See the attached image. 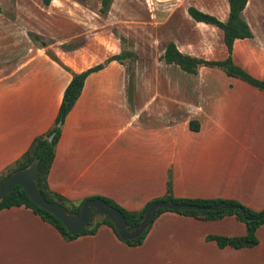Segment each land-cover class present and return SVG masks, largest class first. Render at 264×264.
Wrapping results in <instances>:
<instances>
[{"label": "crops", "instance_id": "obj_1", "mask_svg": "<svg viewBox=\"0 0 264 264\" xmlns=\"http://www.w3.org/2000/svg\"><path fill=\"white\" fill-rule=\"evenodd\" d=\"M18 3L32 35L50 42L38 45L27 36L26 43L12 38L7 47L21 53L0 72V173L53 126L72 73L123 50L102 30L109 16L93 8L102 1ZM229 11L228 0H219L205 12L226 21ZM243 17L253 37L235 41L233 61L264 81V0H249ZM190 18L207 33L197 37L196 46L191 40L171 42L192 56L226 59L223 31ZM160 65L164 78L161 74L147 85L148 95L142 94L139 79L130 91L128 70L118 61L88 76L62 125L48 177L51 190L77 203L101 196L140 210L167 193L171 174L175 197L235 199L263 210L264 90L219 68L203 66L190 74L178 65ZM174 72L181 78L174 79ZM184 77L193 78L184 84ZM178 82L181 93L174 99L170 90ZM158 86L165 88L160 96ZM192 120L200 123L198 131L191 129ZM246 234V224L234 215L200 220L167 211L141 245H128L107 224L94 235L67 240L31 208L14 206L0 210V264H264V226L253 247H220L209 239Z\"/></svg>", "mask_w": 264, "mask_h": 264}, {"label": "trees", "instance_id": "obj_2", "mask_svg": "<svg viewBox=\"0 0 264 264\" xmlns=\"http://www.w3.org/2000/svg\"><path fill=\"white\" fill-rule=\"evenodd\" d=\"M45 5H50L52 0H42ZM114 0H102L101 13H107L111 4ZM249 0H228L229 2V17L226 21L220 20L217 16L200 10L195 6L188 8L190 16L198 22H204L206 24L214 25L223 31L224 41L228 48V56L224 60H206L186 53L181 52L174 42H169L165 48L162 60L166 64L178 65L184 71L190 74H197L198 70L203 67L219 68L225 71L228 75L240 78L253 86H256L264 90V81L259 80L251 76L243 68L237 66L232 57L233 46L237 39L252 38L253 33L248 22L243 17V12L248 4ZM35 39H41L40 36L34 35ZM48 55L60 65L67 67L60 61V59L50 50ZM134 52L122 50L121 53L110 56L105 62L93 66L83 72L72 73V79L67 86L63 100L59 109L58 116L53 126L43 134L37 136L31 143L28 150L12 165L7 167L2 173H0V187L7 181V179L15 172L24 170L29 167L35 160L39 161L38 172H37V186L47 200L51 202H58L70 214H79L83 204L90 199L101 198L110 204L112 207L120 210L126 218L127 226L130 230H134L144 219L148 207L153 202L168 201L175 204H188L195 207L189 209H177L171 210L168 208H159L155 213L150 227L140 237L133 240H123L118 231L115 228L114 222L106 216H100L99 220H94L79 234H71L65 227L63 222L57 218L51 212L41 208L35 204L30 196L27 194L25 189L16 185L13 187L2 201H0V210L5 208H11L14 206H26L31 208L36 214L40 215L44 220L53 224L67 240L76 239L82 235H94L101 224H107L111 226L116 235L126 242L128 245H141L150 230L155 220L164 212L171 211L177 212L186 216H192L200 220H219L228 215H234L238 220L244 222L247 227V234L243 236L227 237L222 235H212L209 239L216 240L220 247L232 246L234 248L253 247L259 243L257 236V230L264 226V209L256 211L243 203L235 199L228 198H178L173 195V182L172 176L169 175L167 193L162 196L149 201L140 210H128L123 206L119 205L114 200L101 197L92 196L77 203L67 197L51 190L48 177L52 168L58 142L62 134V125L75 106L79 99L84 84L88 76L94 72H98L103 69L111 61H118L121 64H125V60L130 57H136ZM62 122L61 126L58 123ZM190 127L194 131L200 129V123L197 120L190 122ZM55 133L53 141H49L48 137Z\"/></svg>", "mask_w": 264, "mask_h": 264}, {"label": "rangeland", "instance_id": "obj_3", "mask_svg": "<svg viewBox=\"0 0 264 264\" xmlns=\"http://www.w3.org/2000/svg\"><path fill=\"white\" fill-rule=\"evenodd\" d=\"M22 1L25 0H0V72L2 74L7 64H10L15 58H20L21 52L16 51L14 53V51L7 50L12 38L17 43H22V41L26 43L28 41L25 39L27 36L38 45L43 42L47 45L50 42L45 37H41V39L34 38L31 28L26 25L21 16L24 8L20 7L18 2ZM86 1L96 5L98 1L102 0ZM215 1L218 3L219 0L113 1L108 13L105 14L109 17L103 22L102 30L106 31L107 36L117 38L123 50L134 52L137 55L125 60L129 80H131L130 91L131 88H134L132 86L137 85L132 81L139 79L142 94L148 95L149 88L147 85L150 82L152 84L154 81L158 82L161 74L160 79L164 78V69L160 64L164 62L162 55L169 42L184 39L191 40L193 46L197 45V37L200 34L207 33V31L193 23L188 14V8L196 6L199 9L209 11L214 7ZM101 6H93V8L101 9ZM35 7L31 6L28 9H34ZM80 34L81 32L76 31L75 36L77 39L75 41H81ZM210 35L214 34L210 33ZM173 78L180 79L181 76L174 72ZM190 78L193 77H184V84L189 83ZM181 85L179 82L173 84L170 94L174 96V99L180 97ZM159 86L155 90L157 96L165 93V88H159ZM186 89L187 86H185Z\"/></svg>", "mask_w": 264, "mask_h": 264}, {"label": "water", "instance_id": "obj_4", "mask_svg": "<svg viewBox=\"0 0 264 264\" xmlns=\"http://www.w3.org/2000/svg\"><path fill=\"white\" fill-rule=\"evenodd\" d=\"M62 122L58 123L61 126ZM55 133H52L48 140L51 142ZM39 161L35 160L24 170L13 173L7 181L0 187V201L11 192L14 186H22L31 200L54 214L59 218L71 234H79L94 220H99L100 216H106L114 222L115 228L123 240H133L140 237L150 227L151 221L159 208H168L171 210L189 209L195 206L188 204H175L173 202L161 201L153 202L147 209L143 221L134 229L130 230L123 213L112 207L101 198L87 200L80 209L79 214H70L58 202H51L46 199L37 186V172Z\"/></svg>", "mask_w": 264, "mask_h": 264}]
</instances>
